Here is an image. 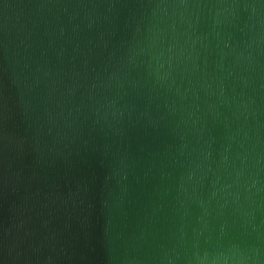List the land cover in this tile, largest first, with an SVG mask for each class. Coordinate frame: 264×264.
Returning a JSON list of instances; mask_svg holds the SVG:
<instances>
[{
	"label": "water",
	"instance_id": "obj_1",
	"mask_svg": "<svg viewBox=\"0 0 264 264\" xmlns=\"http://www.w3.org/2000/svg\"><path fill=\"white\" fill-rule=\"evenodd\" d=\"M0 264H264V0H0Z\"/></svg>",
	"mask_w": 264,
	"mask_h": 264
}]
</instances>
